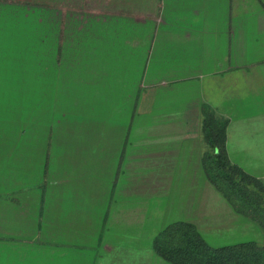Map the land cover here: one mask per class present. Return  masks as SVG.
<instances>
[{
    "label": "crops",
    "instance_id": "1",
    "mask_svg": "<svg viewBox=\"0 0 264 264\" xmlns=\"http://www.w3.org/2000/svg\"><path fill=\"white\" fill-rule=\"evenodd\" d=\"M204 114L263 175L264 0H0V264H167Z\"/></svg>",
    "mask_w": 264,
    "mask_h": 264
},
{
    "label": "trees",
    "instance_id": "2",
    "mask_svg": "<svg viewBox=\"0 0 264 264\" xmlns=\"http://www.w3.org/2000/svg\"><path fill=\"white\" fill-rule=\"evenodd\" d=\"M225 121L204 114L201 131L205 149L200 165L205 179L235 213L254 221L264 232V183L229 161ZM154 253L167 264H264V245L252 240L212 246L194 224L176 220L151 239Z\"/></svg>",
    "mask_w": 264,
    "mask_h": 264
},
{
    "label": "rangeland",
    "instance_id": "3",
    "mask_svg": "<svg viewBox=\"0 0 264 264\" xmlns=\"http://www.w3.org/2000/svg\"><path fill=\"white\" fill-rule=\"evenodd\" d=\"M173 103V105H175V100ZM85 171H88V168H85ZM263 176L264 174L257 178L262 180ZM176 180L177 179H175V177H171V180L169 181H159L160 185L162 186L169 184L171 188L173 187V200L175 201V209L183 207L181 205H177V203L181 202L186 193L185 191L182 194H178L179 190L184 189V185L182 182ZM201 181L205 183V186L199 185ZM193 184L197 189L201 187L200 191H202V197L196 195L189 197L184 211L175 210V212H173L169 218H165L164 222H158L159 225L155 228L154 232H158L164 224H168V222L173 218H184L185 220L192 222L203 239L212 246L230 244L243 240H252L259 245H264V232L261 230L258 224L247 217H244L243 215L235 213L226 200L215 188H213V186L208 181L205 182L203 178L202 180L196 179L193 181ZM193 190H195L194 187ZM193 198L195 204H189L188 201ZM150 216V214L146 215V218L142 220V223L145 224L151 218ZM137 231L142 233L143 239L147 229L139 228ZM150 248L151 252L153 253H151V255H156L152 250L151 243ZM136 254L141 255V253L137 252Z\"/></svg>",
    "mask_w": 264,
    "mask_h": 264
},
{
    "label": "built area",
    "instance_id": "4",
    "mask_svg": "<svg viewBox=\"0 0 264 264\" xmlns=\"http://www.w3.org/2000/svg\"><path fill=\"white\" fill-rule=\"evenodd\" d=\"M262 182L264 183V176L262 177Z\"/></svg>",
    "mask_w": 264,
    "mask_h": 264
}]
</instances>
